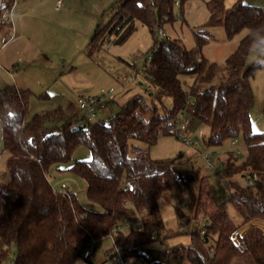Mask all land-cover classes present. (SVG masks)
Returning <instances> with one entry per match:
<instances>
[{
  "label": "trees",
  "instance_id": "16d2710c",
  "mask_svg": "<svg viewBox=\"0 0 264 264\" xmlns=\"http://www.w3.org/2000/svg\"><path fill=\"white\" fill-rule=\"evenodd\" d=\"M185 1L181 0L182 7ZM175 2L117 0L109 20L97 26L92 48L124 43L137 22L155 36V28L173 20ZM14 3L0 0V18ZM208 7V24L223 26L229 39L246 31L224 64L209 61L180 39H169L142 70L151 91L134 95L108 118L68 117L61 107L30 116L31 91L15 85L0 89L7 170L0 176V264L11 259L12 264H76L93 240L139 217L143 230L120 233L116 242L133 244L132 255H145L152 236L167 231L171 238L181 233L166 230L160 208L161 199L172 201L174 190L188 197L187 212L175 208L178 228L184 219L207 213L213 220L210 232L216 254L211 257L200 235L193 233L189 245L167 248L166 255L183 251L191 264H264V232L251 228L240 246L232 242L240 223L228 214L221 195H216L210 174L192 165L179 168L183 178L179 184L171 168L175 162L153 159L143 147L174 135L172 120L188 94L182 76H193L188 114L190 120L197 118L210 127L207 145L221 147L242 137L247 148L241 161L235 149L227 151L222 170L213 172L215 185L227 194L242 223L264 217V132H256L251 119V79L264 69V6L238 0L226 7L225 0H210ZM196 40L201 48L209 38L198 31ZM253 46L259 54L249 63ZM165 97L172 99L170 107L164 104ZM82 146L89 148L91 158L74 159ZM55 164H71L69 169L85 181L87 196L99 210L84 208L68 186L65 191L52 186L50 169ZM246 171L259 175L252 186L233 179H241Z\"/></svg>",
  "mask_w": 264,
  "mask_h": 264
},
{
  "label": "rangeland",
  "instance_id": "374dc122",
  "mask_svg": "<svg viewBox=\"0 0 264 264\" xmlns=\"http://www.w3.org/2000/svg\"><path fill=\"white\" fill-rule=\"evenodd\" d=\"M55 1L60 10L59 17H52V2ZM116 0H16V4L25 6L27 14L22 20V27L27 32V36L22 42H30L35 46L39 45L44 50L43 76L47 82V89L58 91L54 102L57 104L61 92L67 100L78 101L81 96L90 95L99 97L113 90L110 98L97 106L98 116L95 119H105L117 113L119 106L135 94L145 92V87L151 85L150 80L143 74V67L148 63L142 56H152L154 41L157 38L159 29H162L170 39H180L188 49H194L199 55L209 61L224 64L226 59L236 50L240 39L245 35V30L237 34L233 39L227 37L223 26H210V10L208 2L210 0H186L183 7H174V18L172 21L166 20L161 26L155 28V36L149 28L141 22L136 23V30L122 44L110 43L102 48H92L93 39L97 25H104L110 17V7ZM181 2V0H177ZM238 0H225V6L231 7ZM248 3L264 6V0H244ZM14 8L11 10L13 11ZM12 14V12H11ZM45 31L43 34L49 45H41L36 27ZM204 31L208 36V43L201 48L198 47L196 33ZM44 38V37H43ZM113 39L115 37H112ZM40 41V42H39ZM259 52L253 46L248 57V62L252 63ZM193 76H182L184 89L190 93V87L194 82ZM254 106L251 112L253 129L256 132H264V69L260 70L251 79ZM46 87V86H45ZM64 87H68L67 90ZM71 87V90H69ZM75 88V90H74ZM51 92V91H50ZM55 92V91H54ZM55 96V94L53 95ZM46 97V95H45ZM32 98H35L32 96ZM39 105H32L29 110L30 116L37 111H41L45 104L52 103L51 99H33ZM168 107L172 104V99L167 97L163 100ZM79 112H82L79 110ZM188 136L191 141L199 143V150L204 156L211 155L212 163L217 167H222L226 158V153L234 148L230 142L221 147L208 146L206 141L210 133V127L195 118L190 121ZM237 150L241 155L239 160H244L247 156V148L242 137L238 139ZM0 172L7 173L5 159L6 155L1 154L2 149V128L0 124ZM139 144V143H138ZM142 144V143H141ZM147 148L151 158L172 160L177 170L189 165L199 168L202 174L211 175V183L215 187L216 195H221L225 208L231 218L240 223L237 230L241 227L243 231L247 228L242 223L235 208L228 201L227 194L222 188L215 185L216 177L214 171L206 167V161L202 156L189 145L180 141L176 135L162 136L158 141ZM74 159H89L91 152L89 148L82 146L74 152ZM71 164H55L50 169V182L52 186L60 190L62 184H66L71 191L76 193L79 202L87 210H99L100 207L92 202L86 193L85 181L76 173L71 171ZM189 166V168H190ZM214 172V173H213ZM234 180H240L234 177ZM172 201L160 200V208L166 230H177L179 220L175 211L178 206L184 211L188 210V197L186 194L180 195L177 190L171 192ZM264 220V217L258 216ZM192 225H188L191 229ZM250 228V227H249ZM246 229L247 233L250 229ZM163 233V232H162ZM161 233V236H162ZM234 234V233H233ZM232 234V236H233ZM231 236L232 242L233 238ZM243 238V237H242ZM239 242L234 243L240 246ZM190 243V234L180 233L164 241H156L147 245L146 254L148 261L140 262L133 258L130 264H155L163 262L165 264H191L185 258L183 251L165 254L167 248L176 246H187ZM112 240L104 237L96 243L93 248L89 262L78 259L76 264H100L105 260L106 249L111 248ZM12 259L4 264H12ZM105 264V263H104Z\"/></svg>",
  "mask_w": 264,
  "mask_h": 264
},
{
  "label": "built area",
  "instance_id": "2783aa9c",
  "mask_svg": "<svg viewBox=\"0 0 264 264\" xmlns=\"http://www.w3.org/2000/svg\"><path fill=\"white\" fill-rule=\"evenodd\" d=\"M175 5L182 8V2H179L176 0ZM11 9L5 10L1 15V23L7 24L10 21V15H11ZM170 38L165 34V32L162 29L158 30L156 43L153 46L152 49V56L145 55L142 56L140 59H145L148 63L151 62L154 53L158 50L159 47L162 46V44L166 41H168ZM201 59V57H200ZM146 63V64H148ZM145 64V66H146ZM144 66V67H145ZM143 67V68H144ZM145 89L151 91V86H146ZM113 90L111 89L106 94H102V96L99 97H92L90 95L81 96L78 98L77 104L78 108L83 112V116L86 119L93 120L95 119L97 114V106L100 103L106 102L110 97L108 95H111ZM191 103V93H188L184 104L180 107V109L176 112L172 123L174 126V135L182 141L183 143L191 146L198 155L202 156L203 159L206 161V167L212 172L221 171L222 167H217L215 164L212 163V156H204L203 153L199 150L200 146L198 142L191 141V138L188 136L189 132V122L190 117L188 114V106ZM238 140L234 139L231 141V146L237 151L238 154H241L239 150H237ZM171 168L173 169V174L175 176L176 181L179 184L183 183V178L177 168L174 164L171 165ZM259 180V175L255 171H246L241 178V183L245 186H252ZM67 188L66 184H62L60 191H65ZM182 226L180 228H177L176 231H179L181 233H188L192 235L193 233H197L200 235L201 240L204 242L209 254L211 257H213L216 254V242L214 238L211 235L210 228L213 225V220L211 217L205 213L201 212L197 217L192 216L190 219H184L182 221ZM247 225L248 229L250 228H257L260 229L262 232H264V220L260 219L259 217L252 218ZM144 221L143 218L139 217L136 221L127 220L123 223H120L116 225L113 230L107 235L112 242L113 247L111 251L107 255L106 264H130V260L135 258L140 262L148 261L147 254L145 255H132L130 253L131 248H133V244L131 243H124V244H118L116 242V236L120 233L127 234L131 229H135L138 232H141L144 227ZM191 224V229H188V225ZM249 228V229H250ZM244 229V228H242ZM241 227L236 230L232 236L234 243L239 242V238L244 237L246 234L245 230L243 231ZM162 233V232H161ZM161 233L159 235H154L151 237V243L156 241H164L167 238L168 232L163 231L162 236ZM97 243V240H93V243L90 247H88L82 254V259L87 260L92 256L93 248L95 244ZM139 243V242H138ZM139 250H144L141 245H138ZM146 253V252H145ZM157 264V263H155Z\"/></svg>",
  "mask_w": 264,
  "mask_h": 264
},
{
  "label": "crops",
  "instance_id": "0c3cea01",
  "mask_svg": "<svg viewBox=\"0 0 264 264\" xmlns=\"http://www.w3.org/2000/svg\"><path fill=\"white\" fill-rule=\"evenodd\" d=\"M115 2L110 7L111 14ZM13 8L14 10L11 11L12 14L10 15V21L7 24H2L0 20V89H3L11 85H15L21 90L31 91L32 96L35 98H32V96L30 97L28 103L29 110L32 105V102L34 105L41 106V104H38V102H36L37 100H33V99L48 98L52 100V103H50L49 105L45 104L41 111L39 110L34 114L45 112L57 107H61L64 110V113L68 117H83V112H79L80 109L78 108L77 102L75 100H70V99L67 100L66 96L63 95L64 92H61L62 98H60L58 103L56 104L54 102V98L57 97L56 95L58 91H56V89H50V90L47 89L48 88V86L46 85L47 82L44 79L42 73L44 70L42 66L45 63L44 50L39 45L35 46L33 43H30L29 41L28 42L21 41L23 38L27 36V32L22 27V20L25 18L27 14V9L25 8V6H22L20 4H16V6L13 5L12 9ZM50 9H51L52 17H59L60 10L58 9V6L55 1H53L52 4L50 5L49 10ZM98 25H100V23ZM36 31L39 35V38L42 37L40 38V40H42L41 45L43 46L49 45L48 42L45 40L47 38H45L43 34L45 31L41 30L39 26L36 27ZM67 88L68 87L66 88L64 87L65 90H67ZM69 90H71V87H69ZM54 94L55 96H53ZM166 98L167 97L163 98V100H165ZM194 119L195 118L191 119L190 121ZM2 142L3 143H2L1 154H3V148H4L3 131H2ZM5 174L6 173L0 172V176H4ZM112 247H113V242L111 248L109 247L106 249L105 260L100 264H104V263L106 264L107 255L111 251ZM155 263L165 264L158 262Z\"/></svg>",
  "mask_w": 264,
  "mask_h": 264
}]
</instances>
